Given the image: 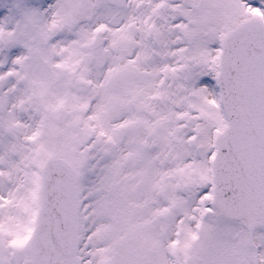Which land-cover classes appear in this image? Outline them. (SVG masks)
Here are the masks:
<instances>
[{
  "label": "snow or ice",
  "instance_id": "1",
  "mask_svg": "<svg viewBox=\"0 0 264 264\" xmlns=\"http://www.w3.org/2000/svg\"><path fill=\"white\" fill-rule=\"evenodd\" d=\"M0 264H264V0H0Z\"/></svg>",
  "mask_w": 264,
  "mask_h": 264
}]
</instances>
